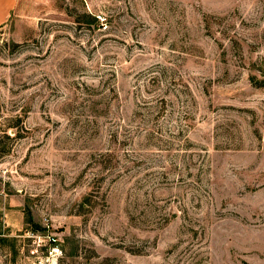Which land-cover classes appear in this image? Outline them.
<instances>
[{
	"label": "rangeland",
	"instance_id": "rangeland-1",
	"mask_svg": "<svg viewBox=\"0 0 264 264\" xmlns=\"http://www.w3.org/2000/svg\"><path fill=\"white\" fill-rule=\"evenodd\" d=\"M0 264H264V0H0Z\"/></svg>",
	"mask_w": 264,
	"mask_h": 264
}]
</instances>
